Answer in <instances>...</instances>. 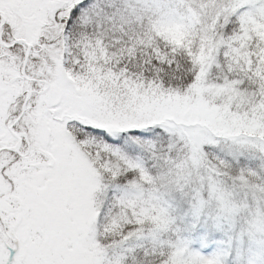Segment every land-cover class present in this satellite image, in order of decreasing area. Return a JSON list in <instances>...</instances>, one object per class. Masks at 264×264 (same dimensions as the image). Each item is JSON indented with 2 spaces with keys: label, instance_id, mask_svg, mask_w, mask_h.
Returning a JSON list of instances; mask_svg holds the SVG:
<instances>
[{
  "label": "snow or ice",
  "instance_id": "obj_1",
  "mask_svg": "<svg viewBox=\"0 0 264 264\" xmlns=\"http://www.w3.org/2000/svg\"><path fill=\"white\" fill-rule=\"evenodd\" d=\"M253 18L264 0H0V264H264V139L201 128L194 145L134 110L214 85L264 115ZM164 21L207 63L157 36ZM97 72L103 99L81 90Z\"/></svg>",
  "mask_w": 264,
  "mask_h": 264
},
{
  "label": "rangeland",
  "instance_id": "obj_2",
  "mask_svg": "<svg viewBox=\"0 0 264 264\" xmlns=\"http://www.w3.org/2000/svg\"><path fill=\"white\" fill-rule=\"evenodd\" d=\"M194 15H198L195 10H192ZM166 29V28H165ZM166 39L174 40L176 35L179 34V29L176 28L172 32L165 31ZM255 37L259 38L260 42H264V20H257L253 18L250 22V28H246L244 32V38L250 41ZM202 40L204 38H201ZM244 45H241L243 47ZM199 50L196 53V61L204 64L208 61L210 53H206L205 45L199 44ZM264 52V49H261ZM264 59V57H262ZM251 63V60H249ZM201 75H204L203 70ZM70 79H75L69 76ZM106 77H101L97 72V83H93L91 79L81 81V90L93 97H103L99 93L100 87L104 84ZM226 89L215 88L214 85H207L197 87L194 89V95L188 93L181 94L179 92L165 94L161 92L157 96L156 90H153L151 96L148 93L143 94V103L137 106L134 110H147L151 111L156 109V115L164 119H171L176 122L177 125H181L185 135L190 137V143L198 145L200 142H206L198 129H207L215 136L219 137H238L241 135L259 136L264 139V115L248 116V113L233 111L232 103L235 101L236 96L239 93H233L229 95L227 101L223 99L227 94ZM135 95V93H134ZM154 98V99H153ZM220 103H217V101ZM151 101V102H149ZM248 102L247 98L242 97L239 102V106ZM136 104V100L133 99L131 103H126V107H132ZM257 111L264 108V105H257ZM96 123L97 121H90ZM189 128H196L197 131L189 132ZM203 160L207 161V156H203ZM206 255L212 254L205 250ZM251 257L252 259H260L257 250H252L251 253L243 257L247 261ZM232 264H239L238 257L233 254L231 257Z\"/></svg>",
  "mask_w": 264,
  "mask_h": 264
},
{
  "label": "trees",
  "instance_id": "obj_3",
  "mask_svg": "<svg viewBox=\"0 0 264 264\" xmlns=\"http://www.w3.org/2000/svg\"><path fill=\"white\" fill-rule=\"evenodd\" d=\"M176 28L179 29L178 36L176 35V38H174V40H172V37H171V39H168V38L166 39L167 34L165 31H167L169 34V31L172 32ZM153 31L156 33L157 36H160L163 39L167 40L169 43L173 44L174 45V48H173L174 52L183 49V50L188 51L189 55L195 57V59H196V53L197 52H193L192 48H193V46L196 45L197 34L193 31H191L183 23L176 22V21L160 22L157 24H153ZM146 218H150L153 220L157 219V217H151L147 214H146ZM196 246L200 247L199 244H197Z\"/></svg>",
  "mask_w": 264,
  "mask_h": 264
}]
</instances>
